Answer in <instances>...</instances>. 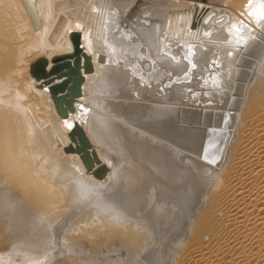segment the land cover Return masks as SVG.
Listing matches in <instances>:
<instances>
[{
    "label": "bare ground",
    "instance_id": "6f19581e",
    "mask_svg": "<svg viewBox=\"0 0 264 264\" xmlns=\"http://www.w3.org/2000/svg\"><path fill=\"white\" fill-rule=\"evenodd\" d=\"M142 1L0 0V264H264V0Z\"/></svg>",
    "mask_w": 264,
    "mask_h": 264
},
{
    "label": "water",
    "instance_id": "95a60500",
    "mask_svg": "<svg viewBox=\"0 0 264 264\" xmlns=\"http://www.w3.org/2000/svg\"><path fill=\"white\" fill-rule=\"evenodd\" d=\"M73 40L76 46L78 43V36L75 35ZM46 64L47 61L45 59H40L31 66L30 72L36 78H45L44 83L50 85L49 90L50 93L55 96V104L58 111L61 115H65L66 111L71 109V105L65 107L63 106V101L69 95H79V85L82 79L76 76V69L72 67L69 57H56L53 59V64L49 71H46ZM74 64L76 65V62H74ZM55 76L61 79L59 83H52ZM68 137L75 147H73V144H69L64 150L67 152L77 151V153L80 154L82 163L86 167H91L94 159L91 158L89 153L90 143L83 129L78 124H75L69 132ZM105 172L106 167L100 165L93 171V175L99 177Z\"/></svg>",
    "mask_w": 264,
    "mask_h": 264
},
{
    "label": "rangeland",
    "instance_id": "374dc122",
    "mask_svg": "<svg viewBox=\"0 0 264 264\" xmlns=\"http://www.w3.org/2000/svg\"><path fill=\"white\" fill-rule=\"evenodd\" d=\"M140 1V4H139V6H141L142 5V0H139ZM179 1V3L181 2V3H183V2H192V3H198V2H202V3H205V4H209V5H211L210 3V1H212L213 2V4L215 3L214 1L215 0H178ZM208 2V3H207ZM180 3V4H181ZM216 4V3H215ZM218 4V3H217ZM245 59H247V61L243 64V66L242 65H239L238 66V69L240 70L241 69V71H243V76H240V77H242V78H240L239 80H242V81H244V80H246V81H248V79H250L251 77H253V76H257V77H262V76H264V73L262 74V70H263V68H264V63H263V65L260 63V61H258V62H256V58H254L253 57V55H245V56H243ZM253 58V59H252ZM249 59H250V61H249ZM252 59V60H251ZM258 59V58H257ZM255 61V62H254ZM248 62V63H247ZM250 62H251V64H250ZM255 64H254V63ZM254 64V65H253ZM260 65V66H259ZM240 66H242V67H240ZM246 66V67H245ZM259 66V67H258ZM240 67V68H239ZM245 67V69H243ZM258 67V68H257ZM260 68V69H259ZM247 74V75H245V74ZM249 74V75H248ZM259 74V75H258ZM262 75V76H261ZM245 76V77H244ZM247 76H248V78H247ZM245 82V81H244ZM108 99L110 98V97H107ZM115 100V99H114ZM113 100V101H114ZM208 106V105H207ZM193 126H196V124H192ZM198 125V124H197ZM231 130H233V128L231 127ZM213 167H215V168H219V167H217V166H214L213 165ZM199 186V185H198ZM205 203V202H204ZM201 204L202 206H205V204ZM198 212H199V210H198ZM110 243L108 244L109 246H108V249H107V244H99V245H106L105 247L104 246H102V248H101V246H100V249H98L97 248V250H100L99 252H106L107 250L109 251V249L112 247V251H110L111 253L113 252V254L115 255V253L117 252L118 254H117V256L121 259V260H119L118 262H117V264H129V263H127V262H131V260L130 259H128L127 257H128V253H127V251L125 250V249H122V248H119L120 247V240L118 239L117 241H115V238H114V240H112V242L111 241H109ZM86 244V247H87V251H88V249L90 250L91 248H90V246L87 244V242L85 243ZM111 246V247H110ZM115 247V248H114ZM116 249H118L119 250V252H118V250H116ZM121 249V250H120ZM114 250H116V252L114 251ZM91 251V250H90ZM85 254H88V253H85ZM85 256H80V258L79 259H81V260H83V262H84V260L85 259H87V258H84ZM125 258V259H124ZM177 260H174V261H179L180 260V258H178V257H175ZM179 259V260H178ZM129 260V261H128ZM97 261H99V262H95V263H92V264H115L116 262H115V260H109L108 262H100L101 260H97ZM127 261V262H126ZM168 261V260H167ZM167 261H165L167 264L169 263V262H167ZM20 262V259L18 258V259H16L13 263H11V264H17V263H19ZM74 262H76V261H74ZM115 262V263H114ZM123 262V263H122ZM65 263L66 264H71L72 263V261H65ZM86 264H89L88 262L86 263ZM131 264V263H130ZM175 264V263H174Z\"/></svg>",
    "mask_w": 264,
    "mask_h": 264
},
{
    "label": "built area",
    "instance_id": "2783aa9c",
    "mask_svg": "<svg viewBox=\"0 0 264 264\" xmlns=\"http://www.w3.org/2000/svg\"><path fill=\"white\" fill-rule=\"evenodd\" d=\"M217 2H223L224 0H216Z\"/></svg>",
    "mask_w": 264,
    "mask_h": 264
}]
</instances>
